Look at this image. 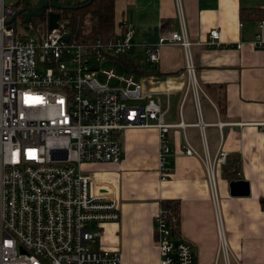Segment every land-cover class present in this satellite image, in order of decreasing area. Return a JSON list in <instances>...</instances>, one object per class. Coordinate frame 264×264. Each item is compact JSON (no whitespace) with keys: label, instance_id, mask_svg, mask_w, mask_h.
<instances>
[{"label":"built area","instance_id":"obj_1","mask_svg":"<svg viewBox=\"0 0 264 264\" xmlns=\"http://www.w3.org/2000/svg\"><path fill=\"white\" fill-rule=\"evenodd\" d=\"M37 2L21 0L17 6L0 0V264H118L117 252L88 247L99 236L98 228L117 222L119 215L110 192L99 193V185L82 168L118 164L121 134L153 129L157 174L166 181L174 157L167 133L183 125L164 122L169 90L159 93L165 100L158 104L153 98L158 93L144 94L135 76L124 75L122 66L111 62L133 50L126 20L115 24L109 41H76L60 19L51 30L23 24L17 12ZM193 44L222 46L216 30L197 43L180 31L159 37L143 54L156 64L161 46L181 48L184 73L195 88L189 55ZM251 47L264 50L259 34ZM180 152L202 162L215 207L213 168L224 166L227 154L219 151L209 160L187 143ZM176 224L172 209L160 204L152 221L158 264H193L190 245L175 234ZM216 232L218 253L227 260L219 223Z\"/></svg>","mask_w":264,"mask_h":264},{"label":"crops","instance_id":"obj_2","mask_svg":"<svg viewBox=\"0 0 264 264\" xmlns=\"http://www.w3.org/2000/svg\"><path fill=\"white\" fill-rule=\"evenodd\" d=\"M129 13L134 47L127 62L142 74L136 78L144 94L158 93V104L165 100L159 93L169 90L164 122L183 127L167 133L174 157L166 181L157 174L153 129L125 130L118 164L82 168L99 193L110 192L119 215L98 228L89 249L117 252L118 264H158L152 221L162 202H175V234L190 245L193 264H264V50L251 47L256 34L264 41V0H113L114 26L128 22ZM210 30L218 32L220 48L189 47L195 88L184 73L181 48L161 46L156 64L144 57V47L161 36L183 31L197 43ZM134 62H142L144 71ZM185 143L209 160L219 151L227 154L226 164L213 168L215 207L202 162L180 152ZM236 181L247 184L246 196H230L228 185ZM218 223L227 260L218 253Z\"/></svg>","mask_w":264,"mask_h":264},{"label":"trees","instance_id":"obj_3","mask_svg":"<svg viewBox=\"0 0 264 264\" xmlns=\"http://www.w3.org/2000/svg\"><path fill=\"white\" fill-rule=\"evenodd\" d=\"M62 7L61 10L47 8L38 18H31V25L46 28V14L49 11L57 13L59 19L68 21L66 25L70 37L76 41L101 40L109 41L113 37V0H56ZM241 18V17H240ZM218 110L222 108L218 105ZM171 205V206H170ZM260 208L264 211V198L259 200ZM161 206L169 207L174 212L177 223V205L175 202H162ZM177 225V224H176Z\"/></svg>","mask_w":264,"mask_h":264},{"label":"water","instance_id":"obj_4","mask_svg":"<svg viewBox=\"0 0 264 264\" xmlns=\"http://www.w3.org/2000/svg\"><path fill=\"white\" fill-rule=\"evenodd\" d=\"M50 8L52 10H61L62 7L56 0H38L35 7L25 8L22 11L17 12V15L22 14L23 24H28L30 18H38L44 14V11ZM59 20V15L54 12H49L46 14V28L47 30L54 29L56 27V22ZM131 17L130 13L128 14V23H130ZM27 27H24L26 30ZM64 39H67L65 37ZM229 194L232 197L246 196L248 194L247 184L242 181L230 182L228 185Z\"/></svg>","mask_w":264,"mask_h":264},{"label":"rangeland","instance_id":"obj_5","mask_svg":"<svg viewBox=\"0 0 264 264\" xmlns=\"http://www.w3.org/2000/svg\"><path fill=\"white\" fill-rule=\"evenodd\" d=\"M23 1H26V0H23ZM20 2H21V0H5V3H6L7 5H10V4L15 3L17 6H19ZM60 21H61V23H63L65 26L68 24V21H67V20L61 19ZM32 27H34V28H36V29H39V30H42V28H41L39 25H35V26L32 25ZM15 28H16V30H18V31L21 32V27H20V24H19V20H16V21H15ZM29 33H30V32H28V34H29ZM127 57H128V55H126V56H124V57H119V58H117L115 61H111V62H112L113 64H119V65H121V66H122V69H123V72H124V75H125V74H131V75L137 77V78L141 81V80H142V74H141V73H138L136 70H135V71L132 70V68L129 66V64H128V62H127V59H126ZM134 63H135V62H134ZM143 63L147 65L146 68H147V70H148L149 67H150V65L147 64V63L144 61V59H143ZM135 64L138 65V67H139V72H140V71H141V72L144 71V68H145L144 66H145V65H142V62H141V64H140V62H137V63H135ZM140 69H141V70H140Z\"/></svg>","mask_w":264,"mask_h":264},{"label":"flooded vegetation","instance_id":"obj_6","mask_svg":"<svg viewBox=\"0 0 264 264\" xmlns=\"http://www.w3.org/2000/svg\"><path fill=\"white\" fill-rule=\"evenodd\" d=\"M45 11H46V10H45ZM45 11H44V12H45ZM49 12H51V11H49ZM30 19H31V18H30Z\"/></svg>","mask_w":264,"mask_h":264}]
</instances>
